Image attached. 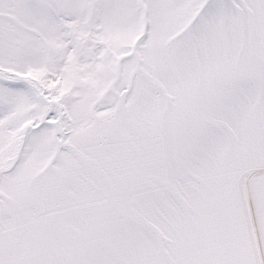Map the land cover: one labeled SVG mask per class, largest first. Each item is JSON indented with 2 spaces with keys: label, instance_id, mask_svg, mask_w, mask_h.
Listing matches in <instances>:
<instances>
[{
  "label": "snow or ice",
  "instance_id": "6c2138e0",
  "mask_svg": "<svg viewBox=\"0 0 264 264\" xmlns=\"http://www.w3.org/2000/svg\"><path fill=\"white\" fill-rule=\"evenodd\" d=\"M0 264H264V0H0Z\"/></svg>",
  "mask_w": 264,
  "mask_h": 264
}]
</instances>
